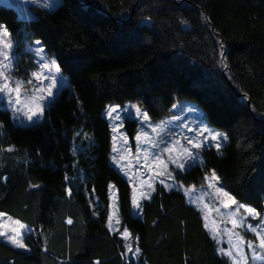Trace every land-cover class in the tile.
Instances as JSON below:
<instances>
[{"label":"trees","instance_id":"trees-1","mask_svg":"<svg viewBox=\"0 0 264 264\" xmlns=\"http://www.w3.org/2000/svg\"><path fill=\"white\" fill-rule=\"evenodd\" d=\"M35 15L25 21L0 5V29L39 39L67 86L31 127L0 109V213L31 229L26 251L0 240V264H230L182 193L157 188L133 215L101 111L130 101L156 122L175 99L195 100L229 144L177 177L200 186L214 170L231 196L262 210L264 0H60ZM135 126L125 124L131 140ZM110 183L116 232L107 227Z\"/></svg>","mask_w":264,"mask_h":264},{"label":"rangeland","instance_id":"rangeland-1","mask_svg":"<svg viewBox=\"0 0 264 264\" xmlns=\"http://www.w3.org/2000/svg\"><path fill=\"white\" fill-rule=\"evenodd\" d=\"M44 2L45 0H0V5L12 8L19 19L27 21L36 17L35 11L37 10H54L60 3V0H47V2L51 4V7L48 9L43 7ZM2 30L3 27H1L0 31ZM10 39L14 45L12 52L15 56V66L11 70L12 81H21V97L31 98L33 95H35L36 86L40 84V82L37 81L33 76V73L42 71L40 67L42 63L41 57L36 55V50L38 48H43L44 51L42 55L46 58V60L55 58L51 53L46 51L39 39H30L26 37L17 39L13 36H11ZM36 41H40L41 43L37 45L35 43ZM43 71L45 73L47 72V70ZM29 80L32 81L31 84L28 83ZM49 84V80H44L43 85L41 86L46 88ZM11 86L15 87V83H12ZM65 86H67L66 76L60 73L57 75V84L56 87L52 89V95L48 96L47 91L43 93L44 100L41 102L44 108L43 115L38 120L34 118L35 123L27 121V117L24 112L17 114L12 107L6 109V97L0 99V109L9 113L10 120L13 125L23 128L31 127L34 124L44 121L45 111L48 109L51 103H53L60 89ZM133 105L136 104L130 101L123 103L113 102L105 105L101 111V117L107 121L110 130L111 152L109 155V165L114 170H116L130 186L133 215L138 216L140 214L141 202L151 199L157 188H161L165 191H178L185 196L187 203L193 206L200 213L205 230L216 244V254L218 256L227 259L230 264H264V248L259 246V239L257 238L256 232H253L249 228V225H251L252 227L256 228L257 232L261 236H264V208L262 210H257L254 207L237 200L236 198V204H232L230 207L225 208L224 203L226 202L227 198L221 196L216 191L218 187H223L220 180L205 179L206 176L211 177L212 172L205 175L203 184L200 186H195L192 183L186 184L177 177V173H185L195 165L202 166L204 163V152L206 150L213 149L218 154H222V149L229 144V139L226 134L223 131L213 127L208 122L207 117L200 105L195 100L189 98L175 99L173 106L175 105L176 107L172 106L171 115L156 122L149 119V124L151 127L148 125H142V123L134 116L129 118L127 115L121 112L122 115H125L123 125L119 127L117 132H113V127L119 122L115 119H110L107 116L106 113L109 107L119 106L121 110L130 108L131 111L134 112L135 109L131 108ZM31 106L34 107V103L31 104ZM181 108L183 111H181ZM26 110L27 109L25 108V111ZM141 110L145 111L142 108ZM177 116L180 117L179 120L174 119V117ZM132 120L136 122L133 140L129 138L127 129L125 127L126 122ZM185 124L188 125V128L194 129L196 131H189L188 128L183 126ZM204 126H207L209 129H211L213 133H219L222 137L226 136L227 139L208 142L204 148L199 150L200 161L194 163L191 167H187L186 170H178L175 169L174 165H169V170L173 171V176L175 177L174 180L165 176H159L158 173L161 171V169L155 164L152 165V170H149L148 166L144 164L143 152H141L140 155V162L137 163L138 142L135 138L138 134L141 135V147H148V145L144 143V137L141 131L142 129L143 132L148 133L150 138L159 140L161 137H163V139L168 143H171L173 140H180L181 144L185 147H191L183 138L196 136L199 128ZM153 128H155L156 131H153ZM0 136H2L1 129ZM200 138L202 139V137ZM125 139L127 140V145L124 144ZM216 143H221L222 145L219 150H217L215 147ZM114 147L117 149L116 152L113 151ZM78 148L79 144L74 142L71 147V152L75 155ZM177 148L179 149V146H177ZM151 151L153 150L149 148V152ZM193 151L196 150L193 149ZM173 155L175 156L176 153H173ZM167 156L168 154L165 153L163 158L166 159ZM149 159H151V156H149ZM161 180H164V184L160 183ZM149 184L152 185L154 191L148 187ZM166 184L172 185L171 189L165 187ZM210 184L212 185L211 187L209 186ZM113 186L114 185L112 183H110L108 186L109 202L107 227L111 232H116L120 228V218L117 193L115 186ZM223 189L226 191L224 187ZM262 190L264 189L258 188L259 192H262ZM133 200H135V204L133 203ZM241 204L255 209L258 215L249 214L245 208H239L238 206ZM136 205H139V209L136 207ZM3 214L4 215L0 216V232H4L7 235L0 236V240L8 243L17 250H28L25 239L31 232L29 226L20 221L21 224L25 225V228L21 229V239L26 247L18 248L12 244L11 240L8 238L9 236L15 235L13 230L19 227V225L16 224L17 219L5 213ZM233 220L236 221L235 225L232 223ZM127 238H129V236ZM127 238H125V240H128L129 244V239ZM248 242H252L253 248L248 247ZM127 251V255L135 259V250L132 249L129 251L127 247ZM228 253H231L232 255H228Z\"/></svg>","mask_w":264,"mask_h":264},{"label":"snow or ice","instance_id":"snow-or-ice-1","mask_svg":"<svg viewBox=\"0 0 264 264\" xmlns=\"http://www.w3.org/2000/svg\"><path fill=\"white\" fill-rule=\"evenodd\" d=\"M43 7L45 9H48L51 7V4L45 0L43 3ZM11 34L7 31L6 26L3 27V30L0 31V99H3L4 97L7 98V104L5 105V108L12 107L13 110L19 114L21 112H24V114L27 117V121L35 123V120H38L42 115L44 108L42 106V101L44 100L43 93L47 91L48 96L52 95V89L56 87L57 84V75L61 73V69L59 64H57L55 59L46 60V58L42 55L44 49L38 48L36 50V55L41 57V69L42 71L33 73V76L37 81L40 82L35 88V95H33L31 98H22L20 93V87H21V81L17 80L15 82L12 81L11 77V70L15 66V56L12 52V49L14 47L13 42L10 39ZM7 38V39H5ZM37 45H39L41 42L36 41ZM46 61V62H45ZM226 66V65H225ZM43 70H47L45 73ZM49 80L50 84L47 85V87H43V81ZM15 83V87H12L11 84ZM29 84L32 83L31 80L28 81ZM34 103V107L31 106V104ZM173 107H176L175 105ZM25 108L27 109L25 111ZM131 108H134L135 111L132 112L130 108H125L121 110L119 106H110L107 110V116L110 119H115L119 123L113 127V132H117L119 130V127L123 125V121L125 119V115L127 117H135L137 118L142 125H148L149 124V116L146 111H142L139 106L133 105ZM181 111L183 109L181 108ZM124 113L125 115L121 114ZM115 114V115H113ZM174 119L179 120L180 117H174ZM185 128H188V125H183ZM189 131H196L194 129L188 128ZM142 135L144 137V143L148 145V147L142 148L141 147V135L138 134L136 136L137 143V163L140 162V155L141 152L144 153L143 155V161L144 164L148 166L149 170H152V165L155 164L157 167L161 169V171L158 173L159 176H165L169 179H175L173 176V171L169 170V165H174L175 169L178 170H186L187 167H191L194 163L200 161L199 156V150L204 148L206 144L210 141H219V140H226V136H221L219 133H213L211 129H209L207 126H204L202 128H199L197 131L196 136L194 137H184L187 141V144L191 147H185L181 144L180 140H173L171 143L166 142L163 137H161L159 140L150 138L148 136L147 132H143ZM153 131H156L155 128H153ZM202 137V139L200 138ZM87 138V137H86ZM124 144L127 145V140H124ZM179 146V149L177 148ZM221 143H216L215 147L217 150L221 148ZM149 148L153 151L149 152ZM195 149L196 151H193ZM11 150V149H9ZM113 151L116 152L117 149L114 147ZM167 153V158H163L164 154ZM173 153H176L174 156ZM149 156H151V159H149ZM115 159V157H114ZM206 180H218L219 178L216 176L215 171L213 170L211 177H205ZM161 184H164V180L160 181ZM178 186V185H177ZM212 186L211 184L209 185ZM114 187V186H113ZM148 187L154 191V188H152V185L149 184ZM165 187L171 189L172 185H165ZM70 191V190H69ZM217 193H219L221 196L227 198L226 202L224 203V207L228 208L232 204H236V200L234 197L229 195L228 192L224 191L223 187H218L216 189ZM133 203L135 204V200H133ZM136 207L139 209V205H136ZM239 208H245V210L249 214L258 215L256 213L255 209L246 207L245 205H239ZM4 215L3 213H0V216ZM71 222V221H69ZM233 225L236 224V221H232ZM16 224L19 225L18 228H15L13 231L15 232V235L9 236L8 238L11 240L12 244H14L18 248H25L26 245L23 243L21 236V229L25 228V225L21 224L19 220L16 221ZM249 228L256 232L257 238L259 239V246L261 248H264V236H261L256 228L249 225ZM7 235L4 232H0V236ZM124 237L127 238L129 236V233L125 230L123 233ZM248 247L253 248L252 242H248ZM129 251L132 250L131 246H128ZM139 251V249H137ZM228 255H232L231 253H228ZM99 264V262H97Z\"/></svg>","mask_w":264,"mask_h":264},{"label":"crops","instance_id":"crops-1","mask_svg":"<svg viewBox=\"0 0 264 264\" xmlns=\"http://www.w3.org/2000/svg\"><path fill=\"white\" fill-rule=\"evenodd\" d=\"M128 256V255H127ZM134 256H136V251H135V255Z\"/></svg>","mask_w":264,"mask_h":264}]
</instances>
